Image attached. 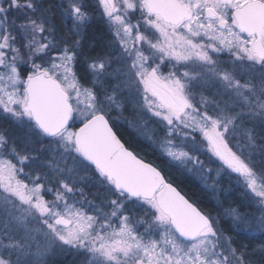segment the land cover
I'll list each match as a JSON object with an SVG mask.
<instances>
[{"label":"snow or ice","instance_id":"6c2138e0","mask_svg":"<svg viewBox=\"0 0 264 264\" xmlns=\"http://www.w3.org/2000/svg\"><path fill=\"white\" fill-rule=\"evenodd\" d=\"M97 14L112 38L88 55ZM119 118L222 211L127 146ZM233 180L249 211L224 207ZM252 233L264 241V0H0V264H254Z\"/></svg>","mask_w":264,"mask_h":264},{"label":"trees","instance_id":"16d2710c","mask_svg":"<svg viewBox=\"0 0 264 264\" xmlns=\"http://www.w3.org/2000/svg\"><path fill=\"white\" fill-rule=\"evenodd\" d=\"M56 22L58 25L61 24L59 19H57ZM90 25L91 26L84 39V46L88 55H95V52L91 51L89 46L95 44L97 51L107 50L105 46L111 41V36L98 14L95 19L90 21ZM118 120L120 121H114V131H116L117 135L124 142H126L127 146L139 152L146 159V161H151L154 165L163 168L165 173L171 178L174 185L182 190L183 193L187 194L189 198L195 201L199 207L206 211H211L213 214H215V208L217 212L222 210L217 207L216 201L206 194L208 189L198 179L188 173L185 169L169 161L153 145L150 147L145 146L146 141L142 139L141 135H139L138 131L134 127L129 125L128 120H125L124 118H119ZM233 190L234 194L232 197L228 198L225 205L229 206V204H231L232 207L241 208L243 202L238 198L239 188L237 187ZM86 191H95V189H86ZM91 198L92 197L89 196V199ZM224 227L227 229V225H224ZM250 235L254 238L243 239L242 242L249 245V252L251 253L250 258L254 261V264H260L261 259L264 258V254H261L259 251H254V249H256L259 244L264 243V241L260 239V234ZM51 258H58L55 259L52 264H65L64 257L55 256Z\"/></svg>","mask_w":264,"mask_h":264},{"label":"rangeland","instance_id":"374dc122","mask_svg":"<svg viewBox=\"0 0 264 264\" xmlns=\"http://www.w3.org/2000/svg\"><path fill=\"white\" fill-rule=\"evenodd\" d=\"M88 3L91 5V7L92 8H95L96 7V0H88ZM106 27H107V25H106ZM108 28V27H107ZM112 38V37H111ZM117 114L116 113H113V116L115 117ZM129 117H130V119H131V116H130V114H127ZM116 121L117 122H119L120 120H118V119H116ZM130 125V124H129ZM139 133V132H138ZM139 135H141V137H142V139H144L146 142H145V146H147V147H150V146H154L157 150H159V152L162 154V152H161V150L158 148V146H156V145H154V144H152L151 142H149L145 137H144V135L143 134H141V133H139ZM169 160V159H168ZM170 161V160H169ZM171 162H173V163H175L174 161H171ZM176 164V163H175ZM186 170V169H185ZM187 171V170H186ZM188 172V171H187ZM188 173H190V174H192L196 179H198L203 185H204V182H203V180H201L200 179V177L198 176V175H196V174H194V173H191V172H188ZM222 184H223V187L224 188H228L229 187V182H228V180L227 179H225L224 181H222ZM205 186V185H204ZM232 186H233V189L234 188H237L238 186H236V182L233 180L232 181ZM239 188V187H238ZM86 190V189H85ZM234 191V190H233ZM230 197H232V196H230ZM47 199H52V196L51 195H48L47 197H46ZM240 203V202H239ZM224 206L225 207H228V205H225L224 204ZM215 208V207H214ZM241 209V211H249V209H247L246 207H241L240 208ZM222 211V210H221ZM217 213V211H216V208H215V214ZM253 235H258V234H260V233H252ZM51 259V261L52 262H54L55 261V259H58V258H50Z\"/></svg>","mask_w":264,"mask_h":264},{"label":"flooded vegetation","instance_id":"af4514ba","mask_svg":"<svg viewBox=\"0 0 264 264\" xmlns=\"http://www.w3.org/2000/svg\"><path fill=\"white\" fill-rule=\"evenodd\" d=\"M102 22L104 23V21L102 20ZM104 25H105V27H106V24L104 23ZM107 28V27H106ZM108 29V28H107ZM108 32H109V30H108ZM109 35L111 36V34H110V32H109Z\"/></svg>","mask_w":264,"mask_h":264}]
</instances>
